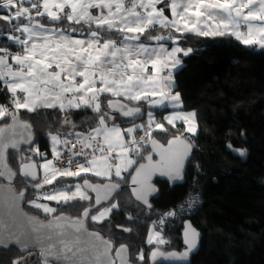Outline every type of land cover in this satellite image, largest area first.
<instances>
[{
  "label": "snow or ice",
  "instance_id": "6c2138e0",
  "mask_svg": "<svg viewBox=\"0 0 264 264\" xmlns=\"http://www.w3.org/2000/svg\"><path fill=\"white\" fill-rule=\"evenodd\" d=\"M165 9L170 11V17ZM0 13V20L12 24V31L21 33L20 36L7 35V40L18 46L19 51L13 53L9 46L0 47V90H7L12 105L11 109L0 105V121L3 122L0 126V177L7 179L9 184L17 175L30 182L38 181L29 183L37 195L27 203L52 219L46 224L28 219L36 224L32 231L37 234V242L41 238L51 242L41 247L44 264H52V260L56 264H136L137 261L143 264V250L132 257L129 245L116 247L113 238L90 231L86 221L90 218L99 224L119 208L118 203L110 201L113 194L118 193L119 181L125 179L122 173L137 163L133 156L147 160L146 164H139L132 176V184L138 185L132 189L133 195L151 208L147 197L156 191L150 183L152 176L158 173L170 180L182 179L192 145L180 135L168 140L167 147L158 143L153 131L167 132V129L151 111L146 125L133 123L132 127L124 129L114 123L109 125L113 119L111 113L117 112L123 117H136L141 113L140 107H129L121 99L137 104L146 101L152 107H183L179 92L173 94V70L182 64L178 54L186 57L193 51L191 47L179 46L181 37L188 34L197 37L227 35L246 47L264 50V0H0ZM36 17H47L53 26ZM21 19L27 23H13ZM65 19L69 25L82 27H62ZM157 29L167 34L151 35ZM77 32L84 38L71 35ZM113 33H118L119 39ZM147 41H154L156 46ZM161 41H170L172 47L166 48ZM105 94L121 99H108L105 110L101 99ZM149 97L159 99L149 100ZM41 109H58L65 114L62 124L73 129L77 125L67 114L91 109L97 114L98 123L87 133L50 131L48 138L53 159H47L38 143L33 146L35 138L31 124L21 118L22 112L37 114ZM164 119L173 127L176 121H182L185 131L197 133L194 111H177ZM138 131L143 135L137 136ZM70 136H74V142L69 140ZM22 144L29 145L28 150L33 155H20L17 174L9 167L7 154L9 150L13 154L22 153ZM148 144L152 153L159 156L158 161H153L152 154L142 155V147ZM65 155L69 167L61 169L56 162ZM239 155L244 157L247 153L239 150ZM33 157H40L43 162ZM73 167L78 171H72ZM38 168L43 172L39 179ZM89 174L109 182L92 183ZM113 175L118 178L115 182ZM60 178H79L83 183L77 179L75 184L40 191L45 185H58ZM25 191L17 193L12 189L13 206L26 199ZM89 193L96 194L95 205L105 201L109 202L108 206L92 214L94 205L84 203L90 201ZM40 200L83 207L82 216L76 219L54 216L58 209ZM165 223L164 219L159 221L160 225ZM42 229L47 231L42 232ZM123 231L131 232V229ZM183 236L187 248L178 254L162 250V246L171 244L165 238L163 227L149 230L147 243L155 245L150 254L153 264L158 258L187 260L197 246L199 233L191 224H186ZM13 239L22 248L28 247L21 243L20 236Z\"/></svg>",
  "mask_w": 264,
  "mask_h": 264
},
{
  "label": "trees",
  "instance_id": "16d2710c",
  "mask_svg": "<svg viewBox=\"0 0 264 264\" xmlns=\"http://www.w3.org/2000/svg\"><path fill=\"white\" fill-rule=\"evenodd\" d=\"M36 19H42L43 23L53 26L46 17ZM13 23L23 24L27 21L21 19ZM62 27L82 26L69 25L64 20ZM13 32L12 24L0 20V44L6 45L5 36ZM161 32L167 34L159 29L151 35ZM73 34L80 36L78 32ZM113 36L119 39L118 33H113ZM147 42L155 44L154 41ZM179 46L193 49L188 56H183L182 64L173 76L175 91L181 96L182 110L196 113L197 133L195 137L189 138L182 134V127L177 126L168 128L167 132L154 131L153 137L165 143L168 138L180 135L194 145L184 183L170 188L165 182L156 180L158 192L150 201L151 208L142 207L132 199L127 187L133 168L142 160L139 157L137 163L124 173L125 179L119 181L121 191L110 201L118 203L119 208L114 209L101 223L95 224L89 218L86 225L105 238H113L116 247L120 244L129 245L132 257L143 250V264H148L147 254L155 248L154 244L147 243L149 230L160 215L196 193L201 196L202 203L187 219L200 232L201 241L199 251L192 256L190 264H264V50L246 47L230 36L197 37L192 34L181 37ZM4 93L5 89L0 90V105L4 101ZM110 98L113 99L108 95L101 97L105 110ZM132 105L141 108V118H125L112 112L113 119L109 121V125H146L149 111L155 118L164 112L142 103ZM64 115L58 109H41L37 114L21 113V118L33 128V146L38 143L40 151L46 153V157L50 156V131L55 133L59 129L65 134L87 133L98 123L97 114L91 109L73 110L67 114L77 125L74 129L62 124ZM2 124L0 121V126ZM229 145L232 147L229 148ZM22 149L24 151L20 154L8 153V163L17 174L20 171V155H33L29 148ZM239 150L246 151L247 155L241 157ZM147 152L145 147L142 155ZM33 158L41 160L40 157ZM88 178L93 182L106 181L91 176ZM77 179L79 178H61L58 185H45L40 191L75 184ZM82 181L79 179L80 183ZM29 183L36 182L25 180L19 175L14 181L16 192L26 190L22 208L28 214L42 219L49 218L50 215L27 203L37 195L36 189L30 187ZM50 203L58 209L53 215L64 213L70 217H78L83 210V207ZM84 203L93 204L92 197ZM108 204L101 205L92 214ZM61 207L63 211L59 210ZM129 216L132 217L131 220ZM184 221L183 217L167 221L164 235L171 244L163 246L162 250L182 249L180 234ZM124 228H130L131 232L123 231ZM0 264L44 262L37 251L20 253L14 247H9L0 249ZM136 264L141 262L137 261Z\"/></svg>",
  "mask_w": 264,
  "mask_h": 264
},
{
  "label": "water",
  "instance_id": "95a60500",
  "mask_svg": "<svg viewBox=\"0 0 264 264\" xmlns=\"http://www.w3.org/2000/svg\"><path fill=\"white\" fill-rule=\"evenodd\" d=\"M160 43H162V44H169L170 41H161ZM113 99H117V98H113ZM121 102L128 104L129 107H136L134 105H131V104L127 103L126 101H123L122 99H121ZM113 113H115V114L123 117L122 115H120L117 112H113ZM136 117L141 118L142 117L141 116V113L138 116H136ZM136 117H125V118H136ZM9 122H10V119H9ZM32 132H33V128H32ZM33 134H34V132H33ZM34 138H35V134H34ZM172 138L173 137L168 138L165 143L159 141L158 139H157V141H158V143H160L163 146L167 147L168 140H170ZM182 138H185V137H182ZM187 142H189L192 145V151H191V154L189 155L188 159L185 161L184 171H183V178L182 179H177V180H170L167 176H161L158 173L157 174H154L152 176V178H151L150 183L154 186V188L156 189V191L155 192H152V193H150L148 195L147 199H148L149 203H150L151 199L158 192V187L155 184V181L156 180L157 181H161V182H165L166 184H168V186L170 188H173L175 186H180V185H182L184 183V176H185V172H186V167H187V164H188L189 160L191 159V156H192L193 151H194L193 144L190 141H188V140H187ZM20 147L21 148H29L30 146L29 145L22 144ZM146 147H147L148 152L146 154H144L143 156H147L148 154H152L153 161L154 162L155 161H158L159 160V156L156 155L155 153H152V151H151V145L148 144ZM9 152H12V150H9ZM7 162H8V154H7ZM146 163H147V160L142 158V160L133 168L132 173H131V175L128 178L127 187H128V190L130 192V195H131L132 199L136 203H138L139 205H141L142 207H144L146 209H149L147 205L143 204L141 201H138L135 198V196L133 195V192H132V189L134 187H138V185H133L132 184V176L135 175V169L139 166V164H146ZM9 167H10V165H9ZM37 172H38V179H39V168L37 169ZM15 179L11 182V184H9V181L7 179L0 177V249H7L9 247H14L20 253H25V252H29V251L30 252H36L37 251L39 253V257H40L41 261L44 262V256L41 255V247L42 246L43 247H46L51 242L48 241V240H46V239H43V238H41V240H40L39 243L37 242V240H36L37 234L32 231L33 227H36V224L30 223L28 218H33L35 221L43 222V223L46 224L49 220L52 219V216H50L47 219H42L39 216L28 214L22 208V205H23L24 201H20L17 206H13L12 189H14L13 186H14ZM31 182H38V181H31ZM91 182L92 183H95V184H105V183H108L109 181L106 180L104 182H93V181H91ZM113 182H115V181H113ZM82 183H83V181L81 182V184ZM120 191H121V186H120L118 192H120ZM19 192H17V193H19ZM116 194L117 193H114L113 194V197ZM95 195H96L95 193H89V196H91L92 199H93V205H94V207H93L92 211L96 210L98 207H100L103 204H108L109 203V202L102 201L101 205H95ZM82 212H83V210H82ZM82 212L80 213V215L78 217H81L82 216ZM54 216H66V217H70V216H68V215H66L64 213H59V214H56ZM78 217H70V218L71 219H76ZM186 224H191L188 219H186L183 222V224H182V230H181V234H180L181 244H182V250H180V251L172 250V251H176L178 254L181 253V252H183V251H185L186 248H187L186 244L184 243V236H183V233H184L185 225ZM191 226H192V228H194L192 224H191ZM41 231L42 232H46L47 229H42ZM90 231H94V230H90ZM21 233H23V235H21ZM198 233H199V236H198V239H197V246L190 253V255H189V257H188L187 260H185V261H180V260H164V259L158 258L155 261V264H190L191 263L192 256L196 255L198 253V251H199V248H200L201 234H200V232H198ZM14 236H20L21 243H26L28 245V247L27 248H22L21 247V244L20 243H17L15 241V239H13ZM153 250H155V248L151 249L148 252V255H147L148 264H153V261L150 258V254H151V252ZM168 252H171V251H168ZM49 259L51 260L52 258L50 257ZM52 263L53 264H56V261L55 260H52Z\"/></svg>",
  "mask_w": 264,
  "mask_h": 264
},
{
  "label": "built area",
  "instance_id": "2783aa9c",
  "mask_svg": "<svg viewBox=\"0 0 264 264\" xmlns=\"http://www.w3.org/2000/svg\"><path fill=\"white\" fill-rule=\"evenodd\" d=\"M35 11V10H33ZM4 45H0V47H3ZM10 94L7 93V90L5 89V93H4V101L2 102L1 105H7L10 109L12 108L11 102H10ZM154 131H157V129H155ZM153 131V133H154ZM137 136L139 135H143L142 131H139L137 134ZM69 140L74 142V136H70ZM69 147H72V144H69ZM146 147L143 146L142 150ZM143 154V153H142ZM134 160H137L139 157L133 156L132 157ZM77 159H83V157H77ZM58 167L61 169L67 168L69 167V165L67 164V156L65 155L60 161L56 162ZM72 171H78V169L76 168H72ZM90 177V176H88ZM202 203V198L199 194H192L190 196H188L187 198H185V200L180 203L179 205L172 207L169 211L163 213L162 215H160L159 219L157 220L156 224H155V230H158L160 227H163L165 229V225L167 223L168 220L170 219H177L179 217H183V219L188 218L189 216H191L192 214H194L200 207ZM168 213H173L174 215L172 216H168ZM161 219H164L166 221L165 225H160L159 221Z\"/></svg>",
  "mask_w": 264,
  "mask_h": 264
},
{
  "label": "crops",
  "instance_id": "0c3cea01",
  "mask_svg": "<svg viewBox=\"0 0 264 264\" xmlns=\"http://www.w3.org/2000/svg\"><path fill=\"white\" fill-rule=\"evenodd\" d=\"M166 2H167V0H166ZM27 6V5H26ZM158 7H163V5H159ZM14 11V10H13ZM93 11H95V10H93ZM165 14L166 15H168L169 17H170V11L168 10V9H165ZM47 18V17H46ZM66 20V19H65ZM162 30V29H161ZM156 31H159V29H157ZM163 31H165V30H163ZM12 35H15V36H20L21 35V33H19V32H13V33H11ZM8 35V34H7ZM7 35L5 36V39H4V42H5V44L7 45V46H9V50L11 51V52H13V53H15V52H17V51H19L20 49H19V47L18 46H16L15 44H13L12 42H10V41H8L7 40ZM71 35H73L75 38H84L83 36H79V35H75V34H73V33H71ZM173 35H174V33H173ZM225 36H227V35H225ZM231 37V36H230ZM21 38H23V37H21ZM232 38H234V37H232ZM235 39V38H234ZM171 43V42H170ZM169 43V44H170ZM164 44V46L166 47V48H171L172 47V44ZM153 46H156V44H152ZM250 48H253V49H255V50H261V49H258V48H254V47H250ZM179 56H180V58L182 59L183 58V55H182V53L181 54H178ZM179 68V67H178ZM177 68V69H178ZM177 69H175V70H177ZM175 70H173V75H174V72H175ZM149 71H151V69H149ZM175 82V81H174ZM176 93V91H175V83H174V88H173V94H175ZM106 95V94H105ZM118 99V98H117ZM119 99H121V98H119ZM149 100H152V99H159V97H149L148 98ZM123 101H125V100H123ZM127 103H129V104H135L136 102H130V101H126ZM140 103H142V104H144V105H146L147 107H152L148 102H146V101H141ZM153 108H158V109H160V110H164V112L162 113V115L160 116V117H158V118H155V116H154V118L158 121V122H161V123H163L164 124V126H165V128L166 129H168V128H170V127H173L172 125H169L168 123H167V121L164 119V117L165 116H167V115H171L172 113H174V112H177V111H183L182 110V108L181 109H174V108H172V107H164V106H159V107H153ZM183 112H185V111H183ZM185 113H187V112H185ZM147 120H148V115H147V117H146V124H147ZM175 124H176V126L175 127H177V126H181L182 127V134H184L185 136H187V137H189V138H193V137H195V135H193V134H191V133H188L187 131H185V124L182 122V121H176L175 122ZM138 125H140V124H138ZM121 127V126H120ZM128 127H132V126H126V127H121L122 129H124V128H128ZM157 131H160V130H158L157 129ZM49 142H50V139H49ZM50 156L49 157H47V158H51V159H53V155H52V152H51V147H50ZM43 159H41V160H38L39 162H41ZM124 173H126V172H123L122 173V176L124 175ZM39 176H40V178H42V175H41V173H40V170H39ZM89 176H91V174H89ZM91 177H94V178H99V177H95V176H91ZM113 178H116L114 175H113ZM61 179V178H60ZM63 179H65V178H63ZM101 179V178H100ZM116 179H118V178H116ZM105 180H107V179H105ZM51 202H54V203H56L55 201H51Z\"/></svg>",
  "mask_w": 264,
  "mask_h": 264
},
{
  "label": "rangeland",
  "instance_id": "374dc122",
  "mask_svg": "<svg viewBox=\"0 0 264 264\" xmlns=\"http://www.w3.org/2000/svg\"><path fill=\"white\" fill-rule=\"evenodd\" d=\"M47 159H51V158H47ZM43 162V160L40 162V163H42ZM40 170V173H41V175H43V172H42V170L41 169H39ZM40 203H46V204H48L50 207H52L53 205L50 203V201H46V200H40L39 201ZM52 205V206H51ZM42 211V210H41ZM97 214V213H96ZM150 230H153V231H155V225L150 229ZM149 234V233H148ZM147 239H148V237H147ZM163 247V246H162Z\"/></svg>",
  "mask_w": 264,
  "mask_h": 264
},
{
  "label": "clouds",
  "instance_id": "9594fccd",
  "mask_svg": "<svg viewBox=\"0 0 264 264\" xmlns=\"http://www.w3.org/2000/svg\"><path fill=\"white\" fill-rule=\"evenodd\" d=\"M0 45H2V44H0ZM4 46H6V45H4ZM9 119H10V118H9ZM8 122H9V121H8ZM159 132H161V131H159ZM182 137H185V136H182ZM185 138H186V137H185ZM146 146H147V145H146ZM193 148H194V145H193ZM39 178H40V177H39ZM186 219H187V218H186ZM186 219H185V220H186Z\"/></svg>",
  "mask_w": 264,
  "mask_h": 264
},
{
  "label": "flooded vegetation",
  "instance_id": "af4514ba",
  "mask_svg": "<svg viewBox=\"0 0 264 264\" xmlns=\"http://www.w3.org/2000/svg\"><path fill=\"white\" fill-rule=\"evenodd\" d=\"M180 250H182V249H180ZM180 250H179V251H180ZM147 255H148V254H147Z\"/></svg>",
  "mask_w": 264,
  "mask_h": 264
}]
</instances>
